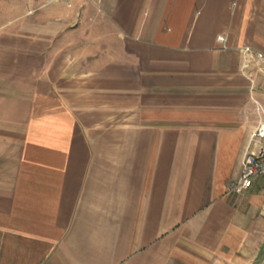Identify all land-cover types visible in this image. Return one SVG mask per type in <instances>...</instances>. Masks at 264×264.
<instances>
[{
  "label": "crops",
  "instance_id": "0c3cea01",
  "mask_svg": "<svg viewBox=\"0 0 264 264\" xmlns=\"http://www.w3.org/2000/svg\"><path fill=\"white\" fill-rule=\"evenodd\" d=\"M4 12L0 264H264V177L228 191L264 115V0Z\"/></svg>",
  "mask_w": 264,
  "mask_h": 264
},
{
  "label": "built area",
  "instance_id": "2783aa9c",
  "mask_svg": "<svg viewBox=\"0 0 264 264\" xmlns=\"http://www.w3.org/2000/svg\"><path fill=\"white\" fill-rule=\"evenodd\" d=\"M217 40L224 43L223 35L217 36ZM245 54L251 55L256 65L264 70V53L253 46L243 48ZM251 140L253 149L248 151L242 161L239 177L228 186L229 192L242 193L249 189L253 180L258 177H264V115L259 119L255 126Z\"/></svg>",
  "mask_w": 264,
  "mask_h": 264
},
{
  "label": "rangeland",
  "instance_id": "374dc122",
  "mask_svg": "<svg viewBox=\"0 0 264 264\" xmlns=\"http://www.w3.org/2000/svg\"><path fill=\"white\" fill-rule=\"evenodd\" d=\"M8 0H0V10H2V12H0V15H5V4H6V2H7ZM10 17H13V14L11 15V14H9L8 15V18H10Z\"/></svg>",
  "mask_w": 264,
  "mask_h": 264
}]
</instances>
